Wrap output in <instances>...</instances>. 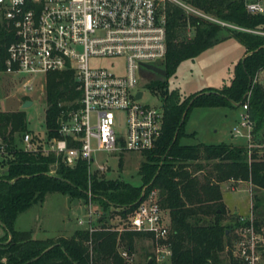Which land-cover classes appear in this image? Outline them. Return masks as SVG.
<instances>
[{
    "label": "trees",
    "instance_id": "obj_1",
    "mask_svg": "<svg viewBox=\"0 0 264 264\" xmlns=\"http://www.w3.org/2000/svg\"><path fill=\"white\" fill-rule=\"evenodd\" d=\"M183 1L237 28L192 14L169 1L159 5L166 37L160 66L166 74L149 80L147 87L159 92L163 120L158 140L141 153L139 184L107 179L97 171L88 173L83 160L67 166L58 155L24 150L20 139L27 131L24 110L0 111V264H159L153 259L148 262L151 251L140 261L133 259L135 241L150 239L149 234L117 231L108 221L114 213L125 219L141 191L151 188L157 190L159 205L168 216L171 254L167 264H221L219 254L235 237L234 228L239 225L237 217L228 222L238 214L226 211L222 182L246 183L254 223L264 226V84L252 82L254 74L264 69V34L249 31H264V13H249L243 0ZM228 36H234L244 51L233 66L228 85L178 100L177 93L165 85V77L175 71L180 60L193 58ZM12 39L13 28L0 17V71L5 68L6 47ZM75 84L70 71L46 74V137L56 134L60 110L75 105L71 102L79 96ZM245 102L252 121L251 146L179 142L182 136L193 135L184 130L192 106L239 107ZM88 189L101 209L91 230L75 228L69 236L37 239L29 230L14 228L17 214L42 201L46 193L56 191L85 202ZM121 250L132 256L131 261L120 255ZM225 252L227 262L236 264L229 251Z\"/></svg>",
    "mask_w": 264,
    "mask_h": 264
},
{
    "label": "built area",
    "instance_id": "obj_2",
    "mask_svg": "<svg viewBox=\"0 0 264 264\" xmlns=\"http://www.w3.org/2000/svg\"><path fill=\"white\" fill-rule=\"evenodd\" d=\"M163 1L237 28L183 0H0V17L13 28V39L6 47L5 70L25 77L23 89H31L37 75L70 71L76 82L74 88L79 90V96L71 101L75 105L61 109L57 115L56 134L33 141L26 131L20 137L24 150L58 155L67 166L83 160L90 173L98 153L141 154L154 146L161 133L162 107L140 102L143 91L139 86L152 71L143 64H160L165 55V21L159 12ZM243 3L249 13H264V0ZM249 31L264 34L261 30ZM115 59L120 62L114 69L108 68ZM252 82L264 84V69L254 74ZM138 91L140 95L136 96ZM240 108L241 120L230 133L244 137L249 147L252 121L247 103ZM105 167V163L97 162L94 169L102 172ZM86 198L85 228L91 230L95 221L91 215L98 214L91 206L89 189ZM125 217L114 228L149 234L151 259L167 264L171 254L169 222L157 200V190H142ZM237 221L235 237L225 250L236 264H264V226L254 223L251 199L248 213L238 214ZM120 255L132 259L125 250Z\"/></svg>",
    "mask_w": 264,
    "mask_h": 264
},
{
    "label": "rangeland",
    "instance_id": "obj_3",
    "mask_svg": "<svg viewBox=\"0 0 264 264\" xmlns=\"http://www.w3.org/2000/svg\"><path fill=\"white\" fill-rule=\"evenodd\" d=\"M243 46L234 37L228 36L211 46L201 50L193 58H185L175 67L173 73L165 77V85L177 93L178 100L197 93L200 90L222 88L228 85L233 74L234 64L243 56ZM113 65L108 68L114 69L120 60H113ZM161 76L148 73L140 80V88L143 93L139 101L161 106L159 92L155 88L147 87L149 80L159 79ZM25 80L20 74L10 73L5 68L0 71V111H15L19 108L25 112V123L27 131L31 136L43 140L46 133L44 112H45V83L46 75H37L32 83L31 89H23L22 82ZM30 100L31 103L20 107L23 100ZM242 110L232 106H192L186 116L184 130L192 132L193 135L182 136L181 144H194L199 141L205 143L235 142L245 143L242 136H233L231 129L241 120ZM122 122L121 119H119ZM97 161H104L107 167L102 171L94 169L95 163L91 164L92 172L97 171L107 179H122L132 185L140 183L138 164L142 159L139 153H118L111 154L102 152L95 155ZM96 161V162H97ZM1 171V167H0ZM234 187L233 189L227 187ZM221 198L230 209L238 210L241 214H247L249 208V191L246 183L220 184ZM87 198L85 199V202ZM91 206L97 214L101 209L98 202L90 198ZM77 204L66 203V196L59 192H49L44 195L42 201L31 203L27 208L19 212L15 217L14 227L19 230H29L33 238H52L58 235L68 236L75 228L86 227V206L83 199H78ZM78 218L82 222H78ZM96 220L95 214L91 215ZM233 218L228 220L232 222ZM113 226H120L124 221L123 217L112 214L108 220ZM133 259L135 262L143 259L146 252L151 251L150 239H137L134 244ZM221 264H229L225 250L219 254Z\"/></svg>",
    "mask_w": 264,
    "mask_h": 264
},
{
    "label": "water",
    "instance_id": "obj_4",
    "mask_svg": "<svg viewBox=\"0 0 264 264\" xmlns=\"http://www.w3.org/2000/svg\"><path fill=\"white\" fill-rule=\"evenodd\" d=\"M143 66L146 69L152 70L153 72L157 73L159 76L164 77V75L166 74V70H163V68L160 66V64H152V63H148V64H143ZM140 95V91L137 92L136 96ZM31 101L30 100H23L20 104V107H25L28 104H30ZM66 203L67 205L70 207L71 204H76L77 203V198H70V197H66ZM100 217H97V220H99ZM151 257L148 258V262H151Z\"/></svg>",
    "mask_w": 264,
    "mask_h": 264
},
{
    "label": "crops",
    "instance_id": "obj_5",
    "mask_svg": "<svg viewBox=\"0 0 264 264\" xmlns=\"http://www.w3.org/2000/svg\"><path fill=\"white\" fill-rule=\"evenodd\" d=\"M185 132H186V131H185ZM187 133H190V132H187ZM191 133H192V132H191ZM232 143H235V142H232ZM95 161H97V160L95 159ZM97 162H98V163H103L104 161L102 160V161H97ZM97 162H95V163H97ZM106 167H107V165H106ZM106 167H105V168H106ZM226 183L228 184V183H234V182H233V181H232V182H230V181H226ZM239 183H241V182H237L236 185L239 184ZM234 184H235V183H234ZM233 188H234V187H233ZM233 188H232V189H233ZM77 200H78V199H77ZM249 202H250V198H249ZM77 203H78V202H77ZM77 203H76V204H77ZM224 204H225V208H226V211H227V212H231V213L234 212V213H236V214H241V213L238 212V210L230 209V208L227 206V204H226L225 202H224ZM72 205H73V204H72ZM165 213H166V211H165ZM236 217H237V216H234L233 220L236 219ZM15 219H16V218H15ZM15 219H14V223L16 222ZM14 228H15V227H14ZM15 229H17V228H15ZM17 230H19V229H17ZM2 235H3V228H2V226H1V224H0V237H1ZM69 235H70V234H69ZM69 235H68V236H69Z\"/></svg>",
    "mask_w": 264,
    "mask_h": 264
},
{
    "label": "flooded vegetation",
    "instance_id": "obj_6",
    "mask_svg": "<svg viewBox=\"0 0 264 264\" xmlns=\"http://www.w3.org/2000/svg\"><path fill=\"white\" fill-rule=\"evenodd\" d=\"M151 73L155 74L156 76H159L157 73H155V72H153V71H151Z\"/></svg>",
    "mask_w": 264,
    "mask_h": 264
}]
</instances>
